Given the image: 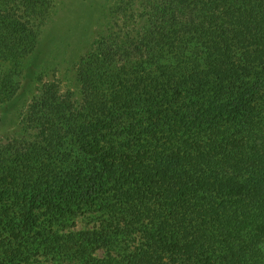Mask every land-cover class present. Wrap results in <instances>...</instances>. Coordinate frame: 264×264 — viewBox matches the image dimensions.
Segmentation results:
<instances>
[{"label":"trees","instance_id":"1","mask_svg":"<svg viewBox=\"0 0 264 264\" xmlns=\"http://www.w3.org/2000/svg\"><path fill=\"white\" fill-rule=\"evenodd\" d=\"M0 264H264V0H0Z\"/></svg>","mask_w":264,"mask_h":264},{"label":"rangeland","instance_id":"2","mask_svg":"<svg viewBox=\"0 0 264 264\" xmlns=\"http://www.w3.org/2000/svg\"><path fill=\"white\" fill-rule=\"evenodd\" d=\"M23 78L22 88L18 94L12 100L0 102V141L16 134L19 129L18 113L37 93V81L31 68L25 70Z\"/></svg>","mask_w":264,"mask_h":264}]
</instances>
